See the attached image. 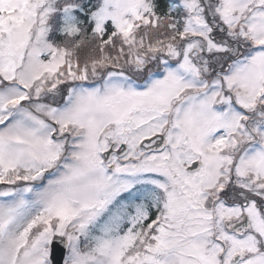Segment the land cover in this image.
Segmentation results:
<instances>
[{"label": "rangeland", "instance_id": "rangeland-1", "mask_svg": "<svg viewBox=\"0 0 264 264\" xmlns=\"http://www.w3.org/2000/svg\"><path fill=\"white\" fill-rule=\"evenodd\" d=\"M94 2L88 16L91 31L101 35L110 23L119 44L114 52L101 47L97 55L99 48L80 51L76 44L68 49L49 41L55 26L69 36L77 33L75 11L81 0H0V177L27 179L62 148L67 154L55 172L34 179V185L0 188V264H49L52 233L68 235L64 264L91 259L95 264H264V200L260 210L252 202L237 211L221 202L206 210L198 193L181 188L191 179L179 167L194 157L203 164L201 157H206L209 167L198 180L215 184L222 156L216 147L231 134L240 136L243 112L250 107L257 143L247 145L239 160L245 168L257 164L256 170L264 173V0L212 2L209 16L200 0H169L165 14L177 8L181 13L176 24L169 17L160 20L151 0ZM204 47L210 59L200 57V68L194 57ZM229 58L232 62L225 65ZM64 62L70 64L65 75L58 68ZM160 62L167 73L156 78L152 72L147 86L138 88L141 75ZM187 67L195 77L187 76ZM221 74L222 85H229L222 99ZM98 79L102 82L91 85ZM186 85H199L202 93L193 95L182 89ZM161 126L168 128L167 146L160 154L134 153L135 160L119 173L100 163L99 149L117 132L139 152V135ZM64 129L78 133L76 139L66 143L70 137L60 139L57 133L54 139L53 133ZM105 134L97 142L96 135ZM141 179L154 211L151 237H145L146 230L139 234L147 216L141 204L125 199L102 220L101 240L81 251L78 236L99 232L98 220L116 197L109 193L119 195L127 183L139 185ZM166 182L172 189L162 213L160 186ZM245 209L253 214L254 227L239 238L224 222L229 214L241 217ZM35 225L40 235L33 242L27 238ZM237 251L240 260L235 263L232 254Z\"/></svg>", "mask_w": 264, "mask_h": 264}, {"label": "flooded vegetation", "instance_id": "flooded-vegetation-1", "mask_svg": "<svg viewBox=\"0 0 264 264\" xmlns=\"http://www.w3.org/2000/svg\"><path fill=\"white\" fill-rule=\"evenodd\" d=\"M202 4V7L204 9V11L206 12V14L208 15L207 12V7L208 4H211L212 2L217 3L219 0H207V4L204 5V2L202 0H200ZM209 16V15H208ZM209 20V19H208ZM215 26V25H213ZM212 26V27H213ZM197 37L201 36V34L196 35ZM205 47L204 50H202L200 53H197L196 58L194 57V62L197 66H199L201 68V61H200V57L204 56L206 59H210L208 55H206L205 52ZM158 52V51H157ZM157 52H155L154 54H156ZM203 54V55H201ZM235 59V57H233ZM232 58V59H233ZM197 59V61H196ZM232 59L229 58L227 60H225V64H229L230 62H232ZM212 61L210 60L209 62L207 61V65H208V69L211 68L212 66ZM160 66L158 63L156 65V67H154V70L151 71H147V73L145 75H143L142 77L147 80L149 78H152V72H155V75L158 72L163 71V69H158L157 67ZM162 67V64H161ZM152 69V68H151ZM187 69H190V73L189 75H187L188 77H192V75L195 72H192L191 67ZM214 69H216V66H214ZM221 70V69H220ZM218 70L215 71V74ZM165 73L166 70H164ZM222 72V70H221ZM221 76V75H220ZM131 77V76H130ZM195 77V74H194ZM200 77V74L196 75V78L198 79ZM219 79H217V82L220 86V91L221 90H225L226 88L229 87V85H222V78L223 76ZM136 82V78L134 79ZM222 86V88H221ZM220 92L217 93V95H220ZM223 97L226 96L225 92L223 91L222 93ZM245 114V116L243 117V119H245V121H243L244 124V130L243 132L240 134V136L236 137L234 139L233 134H231L228 138L226 137L225 141H219L216 150L222 155L221 156V160L219 161L220 165H219V175L217 177V181L214 183L212 182H207V180H203L204 183H200L198 178H201L202 175H206V169H208L209 167V162H207L206 157L202 159V163L200 162V166L195 170V171H190L188 170L189 165H191L194 161H199L198 158L194 157L193 159H189V160H184L183 162H181L180 164V169L183 170V172L187 173L186 175L191 179L190 183L187 181V184H185L186 182L184 181L183 183H181V188H189L191 187L192 191L194 193H198V195H200V199H197L200 206H202L203 208H205L206 210H214V204H218V202H221V205H223L226 209H234V210H238V207L244 206L245 208H249L250 206V202L255 203L256 207L259 209L258 205H260L259 203L264 200V196L262 195V189L264 191V173H261L260 171H257V164L250 165L248 167H244L241 164V161L239 160V155L240 153H244V150L247 145L250 146L252 143H257V140H255V130L252 128V126L254 127V125H252L251 120H254L253 118H251L252 113L249 112V108L246 107V110L243 112ZM249 114H251L249 116ZM250 122V123H249ZM115 129V128H114ZM137 128L134 127L133 130H136ZM55 133H57L61 138H64V136L66 137V139L68 137H70V139L66 140L65 142L68 143L70 140H73L74 138L76 139L78 133H75L74 135H70L65 129L64 131H61L60 133L58 132H54L53 133V137H55ZM247 133L251 136H247ZM117 136H115L116 138L110 139L108 140L107 144L105 145L104 148H100L99 149V154L101 155L104 151H106L108 148L113 146V150L116 151L118 149V147L121 144H125L128 147V152L127 154L122 157L119 155V153H112L110 156V162L107 165V169H109L110 172H115V173H119L122 171L123 168H125V164L129 163V161H134L132 159V157H134V153L138 154L139 156H143L144 152L142 150H140L139 152L137 151H133V148L135 145H132L130 143H128V141L122 138V133H118L116 134ZM152 135V134H151ZM108 135H96L97 138V142H100L103 138L107 137ZM150 137V136H148ZM144 137L139 135L137 141H135V143L137 144V147L139 145V141L141 139H143ZM245 138L247 139V141H242L245 140ZM57 140H60L58 138H56ZM61 141V140H60ZM134 143V144H135ZM64 144V143H63ZM68 144H66L65 148L67 147ZM166 149V148H165ZM164 149V150H165ZM164 150H161L164 151ZM161 152H156V154H160ZM59 153V152H58ZM67 154H64V148H62V153L58 154V156L54 159H52L51 163H47L45 165V163H43V166H40L38 169H36V171L33 172V174L29 177H31V180L29 179V177L27 179L24 178V176H19V177H13L11 179L10 176L8 175H2L0 177V188L1 187H6V188H12L15 187L14 184H33L35 180H37V178H43L45 175H50V173L55 172L56 168L59 167V165L62 163L63 160H65ZM201 161V160H200ZM54 163V164H53ZM117 165V166H116ZM121 174V173H120ZM35 179V180H34ZM12 180V181H11ZM134 181H131L129 183H127V186L125 187V189H122V191L120 192L119 195H115L111 193H109V195L112 196H116L115 198H111L109 204L107 205V207L104 209L105 211L102 214V218L99 219L98 223H97V229H99V232L95 235V237H92L91 234L90 236L85 235L80 233L78 236V242L79 247L82 246L81 244H83L84 246H82L81 251L83 250H87L90 248V246H92V242L94 240V243L96 244V240H101L102 236L104 235V232L101 230V228H103V223L104 218H108L110 215L111 210L116 209L117 205L120 204L118 203L120 200L121 202L124 201L125 199L128 200V204L133 200L134 202H136V204H141L142 208L144 209L145 214L147 213V216L144 218L143 221V227H139V234L140 236H142L143 231L146 230L147 232H145V237H148L151 235V230L150 228L147 226L148 225V221H149V215H150V208H149V203H148V198H146V195L144 194V186L146 185L145 181H143L142 179L139 181V185ZM173 188H178V185L176 184V182H174L173 184ZM172 189V186L169 183H164L163 187L160 186V197H161V208H162V213L164 212V201L167 198V195L169 194V191ZM138 191H141V195L138 194ZM114 192V191H113ZM133 193H136L133 195ZM263 203V202H262ZM132 204V203H131ZM130 204V205H131ZM130 205H128V209H130L131 211L133 209L130 208ZM246 205V206H245ZM260 210V209H259ZM260 214H262L261 211H259ZM237 214V213H236ZM236 214H229V217H227V219L224 222V225L226 227H229V231L236 237L241 238V236L244 235V232H247L249 230H253L254 227V217L253 214H251L249 211H247L246 209L244 211H242L240 213V215H242L241 217L236 215ZM138 215H140L138 213ZM240 217V218H239ZM106 218V219H107ZM72 220V219H70ZM73 220H75L73 218ZM69 221V220H68ZM67 221V223H68ZM68 226H66L67 228ZM77 227V226H74ZM73 227V228H74ZM68 231V230H67ZM53 235L56 233H52ZM138 234V235H139ZM28 238L27 240L33 241L35 242L36 238L40 235L39 234V226L35 225V227L32 228V231L30 233H28ZM52 235V236H53ZM62 235V234H61ZM64 235V234H63ZM51 236V237H52ZM67 239V245L68 244V235H64ZM51 239V238H50ZM219 244H226V242L222 241V238H214ZM148 240V238H147ZM50 243V240H49ZM49 245V244H48ZM86 246V247H85ZM135 246V245H134ZM139 247V246H138ZM87 248V249H86ZM49 250H50V245H49ZM67 250H68V246H67ZM66 250V252H67ZM132 250V249H131ZM100 251V250H99ZM242 251L244 252V249H242ZM101 253L103 252H99L98 254L101 255ZM241 253V251H237L234 252L233 255V260H235V257H239V254ZM221 255L224 254L223 251H221L220 253ZM103 255V254H102ZM102 259V257H101ZM168 260V256L166 254V261ZM240 260V258H238L237 261H234L235 263H237ZM169 261H167L168 263ZM84 263L86 264H95V259H91L88 261H84ZM50 264V263H49Z\"/></svg>", "mask_w": 264, "mask_h": 264}, {"label": "trees", "instance_id": "trees-1", "mask_svg": "<svg viewBox=\"0 0 264 264\" xmlns=\"http://www.w3.org/2000/svg\"><path fill=\"white\" fill-rule=\"evenodd\" d=\"M152 3L155 4V11L157 12L159 18H166L169 17L170 19L173 18V12L169 13V14H165L166 9L168 8L169 4V0H151ZM95 2L94 0H81V9H79V11H76V18H78V27L80 28L79 32L74 34V35H65L63 34V31H58V27L56 28V26L54 27V30H56V32L54 31L53 34H51L49 36V39H51L53 41L54 44H56L58 47L61 46L62 48H68L70 49V47L74 46L75 42L76 43H81L80 45H75L77 46V50H84L85 48H94V50L96 51L97 48H99V51L97 55L102 54L101 51V47L108 49L109 52H113L116 51V48H114V46L119 45L118 43H116V32L114 33V28L110 26L109 23L106 24V29L105 32L102 33V35H95L93 31H91V25L89 22V14L90 11L93 10V8L95 7ZM121 45H123L122 43H120ZM74 46V47H75ZM94 50L90 51L89 53H87V55L91 54ZM104 51V50H103ZM102 51V52H103ZM106 53H108V51H105ZM105 54V53H104ZM85 55V56H87ZM88 57V56H87ZM111 59L108 58L107 61H110ZM153 212L151 210L150 216H153Z\"/></svg>", "mask_w": 264, "mask_h": 264}, {"label": "water", "instance_id": "water-1", "mask_svg": "<svg viewBox=\"0 0 264 264\" xmlns=\"http://www.w3.org/2000/svg\"><path fill=\"white\" fill-rule=\"evenodd\" d=\"M141 147H143L146 152H151V151H159L165 146L164 142V135H157L154 137H151L149 140H144L141 143ZM124 152V151H123ZM108 153H104L103 156L105 157V161H108ZM66 250V242L65 239L58 236L54 237L53 240L51 241V261L52 264H62L63 259H64V254Z\"/></svg>", "mask_w": 264, "mask_h": 264}]
</instances>
